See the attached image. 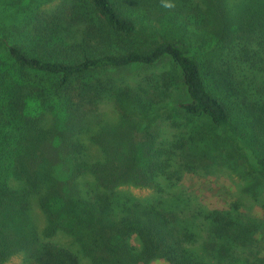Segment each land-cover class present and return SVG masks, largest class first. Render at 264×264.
<instances>
[{"label":"trees","instance_id":"trees-1","mask_svg":"<svg viewBox=\"0 0 264 264\" xmlns=\"http://www.w3.org/2000/svg\"><path fill=\"white\" fill-rule=\"evenodd\" d=\"M52 1L0 0V264H264L231 258L261 219L172 190L237 154L264 180V0ZM131 67L151 73L114 74Z\"/></svg>","mask_w":264,"mask_h":264},{"label":"rangeland","instance_id":"rangeland-1","mask_svg":"<svg viewBox=\"0 0 264 264\" xmlns=\"http://www.w3.org/2000/svg\"><path fill=\"white\" fill-rule=\"evenodd\" d=\"M56 3H58V0H53L52 2H49L48 6H54ZM164 27H166V25H164ZM165 29L166 28H164L163 30ZM160 31L163 32L161 29ZM160 31L158 30L157 33L160 34ZM149 71L151 70H146L140 67H131L115 71L114 74L117 75L118 78L126 76L127 81L135 82L134 79L138 81L141 80L143 76L151 73ZM155 72V74L158 75V71ZM99 112H101L100 114L105 121L108 120L112 124L117 123L119 120V116L116 111V105L112 100H106L105 102H103L100 105ZM161 130H163V139L168 137L171 138L172 128L171 122L169 120L162 123ZM84 141L85 144L88 145L89 155H93L96 157V155H98L97 147L93 145L88 138H86ZM227 163L228 164L225 163L211 166L210 169H199V171H204L200 172L202 174L184 171L182 173L183 178L176 182V184L172 187V190L175 193L183 191L185 194L193 196L195 204L207 207L209 209H225L228 208L232 203H237L240 204L241 210L243 212L254 215L257 218L261 219V221H263L261 227L257 228V230L253 234L254 242L252 243L251 247L252 251L242 252L237 255H235L234 253V255H232L231 257L234 259V257L236 256L238 257L237 260L243 261L246 259L247 261L251 260L255 262V257H264V180L259 179L258 183H254L257 177L249 180L248 177L251 176L249 174V171H252L253 168L248 164V162L243 160L242 156H238V154L235 156L234 161H227ZM121 189H124L140 197L149 196L154 191L153 189L143 188L136 185L122 186ZM32 216L34 217L35 222L41 227L44 218L39 207H36L34 205V207L32 208ZM201 230L202 225H200L196 232L200 233ZM206 233L207 231H203L200 233V236L203 238L202 243L204 246L201 245V248L199 247L198 249L203 253L205 252L203 247L207 249V242L204 240L207 238ZM53 241L58 244L70 246L71 248L77 250V246L72 245V238L66 234H60L55 239H53ZM131 243L136 244L137 242L135 239H132ZM207 251L209 252L206 256V259H212L213 255H215V250L214 252L212 250ZM77 254L85 264L90 263L91 260L83 252H77ZM244 263L247 264V262ZM7 264H23V255L13 257L12 260ZM127 264L169 263L164 259L158 258L146 263L145 260H141L140 258L136 257L134 260H130ZM240 264H243V262H241Z\"/></svg>","mask_w":264,"mask_h":264},{"label":"clouds","instance_id":"clouds-1","mask_svg":"<svg viewBox=\"0 0 264 264\" xmlns=\"http://www.w3.org/2000/svg\"><path fill=\"white\" fill-rule=\"evenodd\" d=\"M161 6L166 9H172L175 8V3L172 2V0H161Z\"/></svg>","mask_w":264,"mask_h":264}]
</instances>
